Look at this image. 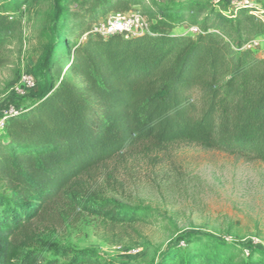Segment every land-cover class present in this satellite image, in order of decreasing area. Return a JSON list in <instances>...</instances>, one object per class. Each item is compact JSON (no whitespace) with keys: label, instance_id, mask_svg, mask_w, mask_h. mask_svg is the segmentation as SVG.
<instances>
[{"label":"trees","instance_id":"16d2710c","mask_svg":"<svg viewBox=\"0 0 264 264\" xmlns=\"http://www.w3.org/2000/svg\"><path fill=\"white\" fill-rule=\"evenodd\" d=\"M30 1L0 0V67ZM55 2L53 39L33 75L37 92L0 134V264H42L36 247L68 201L111 221L158 223L151 207L91 196L83 186L137 144L160 150L183 142L264 163V47H250L264 37V23L250 10L231 18L209 0L177 7L146 0ZM137 6L148 18L147 33L126 39L93 31L110 12ZM185 25L201 33H176ZM203 239L187 264L235 263L234 244ZM253 252L264 255L258 247ZM182 253L175 248L161 264H182Z\"/></svg>","mask_w":264,"mask_h":264},{"label":"rangeland","instance_id":"374dc122","mask_svg":"<svg viewBox=\"0 0 264 264\" xmlns=\"http://www.w3.org/2000/svg\"><path fill=\"white\" fill-rule=\"evenodd\" d=\"M209 1L219 13L226 9V0ZM254 1L264 8V0ZM146 2L177 7L186 0ZM132 10L144 14L142 6ZM55 12V0H31L23 8L22 29L2 53L7 63L0 67V115L8 106L23 109L32 103L37 89L22 87L21 77L36 76L40 69L53 39ZM188 26L179 32L185 33ZM253 47L263 48L264 37ZM18 77L19 83L13 84ZM83 186L91 196L151 207L158 223L111 221L68 201L36 247L42 264H161L179 246L182 264H187L188 254L208 241L204 236L234 244L238 249L234 264H264V255L253 252L256 247L264 251L263 162L183 142L160 150L140 143L85 178ZM186 238L192 239L189 247Z\"/></svg>","mask_w":264,"mask_h":264},{"label":"built area","instance_id":"2783aa9c","mask_svg":"<svg viewBox=\"0 0 264 264\" xmlns=\"http://www.w3.org/2000/svg\"><path fill=\"white\" fill-rule=\"evenodd\" d=\"M222 0H215L216 4L221 3ZM242 9L250 10V14L264 23V8L256 3L254 0H231L230 6L221 11L227 17L235 18L238 12ZM93 31L103 37H110L113 35H120L124 38H132L143 35L149 31V21L137 10L129 12H113L108 14L103 20L97 23ZM201 33L199 26H188L185 32L186 35L197 36ZM255 42L250 46L253 47ZM36 79L31 73L24 74L21 77V86L27 90H34L36 88ZM21 92V89L19 90ZM20 109L14 106H8L0 115V134L4 132L6 120L9 116L17 113Z\"/></svg>","mask_w":264,"mask_h":264},{"label":"crops","instance_id":"0c3cea01","mask_svg":"<svg viewBox=\"0 0 264 264\" xmlns=\"http://www.w3.org/2000/svg\"><path fill=\"white\" fill-rule=\"evenodd\" d=\"M176 33L181 34V33L179 32V30H178ZM183 34H184V33H183ZM21 91H22V90H21Z\"/></svg>","mask_w":264,"mask_h":264}]
</instances>
